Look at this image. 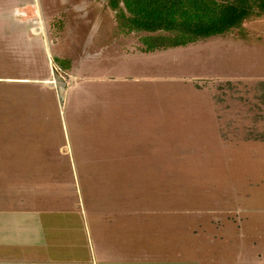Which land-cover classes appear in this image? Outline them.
Segmentation results:
<instances>
[{"label": "rangeland", "instance_id": "rangeland-1", "mask_svg": "<svg viewBox=\"0 0 264 264\" xmlns=\"http://www.w3.org/2000/svg\"><path fill=\"white\" fill-rule=\"evenodd\" d=\"M110 2L0 0V156L21 158L0 159V171L65 148L59 174L72 158L66 176L101 202L111 179L94 161L107 153L114 172H131L114 177L118 194L160 221L177 217L165 226L186 254L264 264V15L145 53L152 33L120 29ZM18 176H0V196Z\"/></svg>", "mask_w": 264, "mask_h": 264}, {"label": "crops", "instance_id": "crops-1", "mask_svg": "<svg viewBox=\"0 0 264 264\" xmlns=\"http://www.w3.org/2000/svg\"><path fill=\"white\" fill-rule=\"evenodd\" d=\"M48 146L43 163L37 165L33 159L23 168L0 171V176L16 171L20 183V178L28 179L7 186L9 199L0 196L5 200V205L0 203V264H201L197 255L185 253L182 235L165 226L177 225V217L160 221L151 216V206L138 211L130 194H118L123 183H116L114 177L131 175L122 169L113 171L118 157L108 158L107 153L95 157L97 174L111 179L110 183L103 180L106 191L101 202H96L90 201L92 190L79 194L77 182L66 176L71 173L74 179L72 158L66 172L59 174L66 163V153H62L66 149ZM0 159L21 158L12 152ZM112 191L115 197L109 194Z\"/></svg>", "mask_w": 264, "mask_h": 264}, {"label": "trees", "instance_id": "trees-1", "mask_svg": "<svg viewBox=\"0 0 264 264\" xmlns=\"http://www.w3.org/2000/svg\"><path fill=\"white\" fill-rule=\"evenodd\" d=\"M110 4L118 10L120 29L152 33L142 40L145 53L222 35L264 15V0H111ZM56 61L68 68L66 60Z\"/></svg>", "mask_w": 264, "mask_h": 264}]
</instances>
